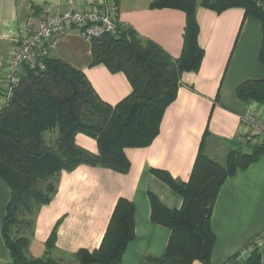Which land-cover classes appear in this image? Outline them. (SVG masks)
<instances>
[{
	"label": "trees",
	"instance_id": "1",
	"mask_svg": "<svg viewBox=\"0 0 264 264\" xmlns=\"http://www.w3.org/2000/svg\"><path fill=\"white\" fill-rule=\"evenodd\" d=\"M198 6L216 13L241 7L245 17L257 19L262 30L258 57L264 61L262 1L152 0L150 8L184 12L181 52L176 57L170 55L132 26H118L116 33L106 32L92 40L89 65L101 63L112 73L123 72L131 85V92L115 104L102 100L81 69L61 58L47 59L43 69L24 67L13 96L0 107V177L10 189L1 235L10 264H63L52 255L60 220L44 242L43 255L33 257L29 253L37 214L53 198L61 171L86 164L125 174L130 162L124 149L148 146L157 136L163 113L181 85L182 73L198 71L204 55L198 42ZM236 95L245 102L264 105V78L242 81ZM77 133L93 138L97 153L78 145ZM250 147L249 151L229 149L223 162L199 149L186 181L175 179L165 169L150 168L181 196L182 204L168 207L148 191L151 221L170 229L165 251L160 256H147L149 262L210 264L215 241L210 219L215 198L227 177L264 155V142ZM134 237L135 205L119 197L99 246L93 250L79 248L70 254L75 263L67 264H122L123 253ZM235 264H261L260 250L251 251Z\"/></svg>",
	"mask_w": 264,
	"mask_h": 264
},
{
	"label": "crops",
	"instance_id": "2",
	"mask_svg": "<svg viewBox=\"0 0 264 264\" xmlns=\"http://www.w3.org/2000/svg\"><path fill=\"white\" fill-rule=\"evenodd\" d=\"M97 1L0 0V82L6 71L5 53L25 17L38 18L46 9L88 8ZM151 1L116 0L117 22L121 27L132 26L176 57L182 49L185 14L174 8H150ZM196 19L204 55L198 71L182 73L181 85L163 113L157 136L148 146L124 149L130 162L125 174L86 164L61 171L53 198L37 214L29 243L31 256L43 255L44 242L58 220L53 257H70L79 248H97L116 200L125 197L135 205V237L123 253L122 264H152L146 257L163 254L170 229L151 221L148 191L168 207L179 208L182 198L150 168L165 169L175 179L186 181L199 149L219 162L231 148L251 150L244 140L247 128L242 118L256 114L264 123V105L240 100L236 87L246 79L264 78V61L258 57L261 23L245 17L241 7L216 13L198 6ZM55 57L81 69L105 102L115 104L131 92L123 72L112 73L101 63L89 65L90 43L75 30L60 39ZM3 86L1 83L0 89ZM75 141L91 152L98 151L96 141L83 133H77ZM9 198L10 189L0 177V264H10L1 235ZM210 226L215 236L210 264H225L264 231V155L224 180L213 204ZM260 259L264 264V251ZM241 260L234 258L233 264Z\"/></svg>",
	"mask_w": 264,
	"mask_h": 264
},
{
	"label": "built area",
	"instance_id": "3",
	"mask_svg": "<svg viewBox=\"0 0 264 264\" xmlns=\"http://www.w3.org/2000/svg\"><path fill=\"white\" fill-rule=\"evenodd\" d=\"M116 12V0H98L88 8L46 9L39 18L25 17L19 34L4 56L6 71L0 107L13 96L24 67L43 69L45 61L54 58L65 34L75 30L80 38L90 43L106 32L116 33L119 26ZM242 121L248 128L244 137L246 141L254 144L264 142V123L259 116L248 113ZM253 250L264 251V231L253 236L235 258L243 260ZM233 261L231 259L225 264H233Z\"/></svg>",
	"mask_w": 264,
	"mask_h": 264
},
{
	"label": "rangeland",
	"instance_id": "4",
	"mask_svg": "<svg viewBox=\"0 0 264 264\" xmlns=\"http://www.w3.org/2000/svg\"><path fill=\"white\" fill-rule=\"evenodd\" d=\"M39 17H40V16H39ZM39 17H38V18H39ZM57 47H58V46H57ZM56 50H57V49H56ZM55 53H56V52H55ZM54 57H55V56H54ZM3 79H4V77H3ZM1 83H3V81H1L0 84H1ZM0 90H1V89H0ZM0 95H1V94H0ZM244 126L247 128L246 125H244ZM247 131H248V128H247ZM244 140H245V139H244ZM245 142H246V144H248V146H249V145L251 146V145L254 144V142H252V141H246V140H245ZM245 148H246V147H245ZM59 257H60V258H59ZM59 257H56V256H55L54 258H55L56 260H60V262L63 263V264H64V263H65V264H67V263H75V259L72 258V257H68V256H64V257H63V256H59ZM241 261H242V260H241Z\"/></svg>",
	"mask_w": 264,
	"mask_h": 264
}]
</instances>
